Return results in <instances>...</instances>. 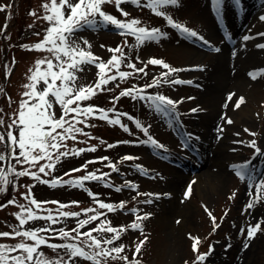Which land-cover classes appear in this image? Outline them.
Here are the masks:
<instances>
[{"label": "rangeland", "instance_id": "rangeland-1", "mask_svg": "<svg viewBox=\"0 0 264 264\" xmlns=\"http://www.w3.org/2000/svg\"><path fill=\"white\" fill-rule=\"evenodd\" d=\"M45 2L47 0H0V8L4 9L0 11V89L3 90L0 92V120L3 121L0 132L12 131L18 136V131L14 127L10 129L9 125L16 119L21 101L28 99L23 94L28 91L25 85L31 83L30 70L35 69L37 60L45 57L52 58L47 51L29 50L32 45L44 40L46 30L50 27L49 23L42 18L48 14L42 7ZM231 2L232 0H226L221 10L217 11L218 14L213 9L216 6L215 0H179L176 6H162L160 10L165 13L164 16H157L147 7L125 3L121 5V8L129 12L128 17L122 16L115 5H105L104 11L118 19H139L141 21L139 27L158 28L165 33L157 41H146L143 45H137L135 37L122 35L114 26L100 22L99 17H96L95 25L82 27L73 33L71 41H75L85 50H90L105 63L113 55L108 49L122 47L124 60L119 70L132 73L126 80H120L118 77L117 80L110 81L104 87L112 91L98 92L91 100L83 101L82 106L92 105L106 111L119 109L131 113L135 120L130 121L119 116L121 125L128 128V131H125L121 125H112L106 120L99 119V113L96 117H88L86 123L76 125L88 135L77 134L75 141L68 139L65 143L67 149L95 147L96 151L61 157L55 170L46 169L50 171V175H40L42 179L51 180L63 175L78 179L88 173H95L98 176L108 174L103 180L111 186H106L102 181H85L84 188L90 189L99 201L114 206L123 202L125 207L107 212L106 209H99L98 203L83 191L84 188L80 189L67 184L51 187L30 176L10 175L9 179L12 183L7 185L6 191L0 193V206H3L0 207V232H12L13 227L18 225L19 221L15 213L20 211L18 205H27L28 201L24 197L31 189V196L37 201H58L61 204L71 205L63 211L81 213L79 217H60L61 222L52 225L56 229L54 233H41L52 243H65V240L59 238L58 230L64 228L70 231L79 227L78 221L87 219V215L82 211L87 208H96L105 215L80 229L81 232L96 228L105 220L111 221L112 227L127 228L128 230L121 233L118 240H114L111 245L104 244L103 247L111 249L122 246L124 251L119 255L127 256L128 260H114L108 257L107 264H135L137 260L140 264H196L198 254L209 253L210 246L213 250L203 264H239L241 252L246 250L244 240L247 238V230L257 223L261 226V231L257 232L258 239H263L264 242V201L258 202L253 209L247 208L249 201L255 197L258 186L264 182V174L262 179H259L260 173H264V155L258 154L255 148L249 146L255 140L256 146L264 152V75H258L256 79L250 75L254 72H264V48L258 46L264 45V35H261L264 31L244 41L247 43L243 47L244 52L258 50L260 54H263L259 63L245 68V74L249 76L252 83L251 88L249 87L245 93L231 96L233 103L228 104V108L218 111L219 116L216 118L218 123L220 121L232 127L231 133L226 135L230 153L227 161L229 164L230 161H236L230 167L227 166L231 177L220 190H217L212 184L200 180V171L192 167V163L201 162L202 159L199 161L198 157L202 155L204 157L211 152V142L206 139V128L202 125V118L207 110L198 102L197 94L198 77L203 73V70L199 69H204V64L211 57H207L197 65L190 64L188 58L195 50L204 51L213 56L220 52H216L215 48L221 50L220 44L228 43L229 35L238 42L244 34L253 32L250 30V24L246 22L248 19H246L245 10L248 6L252 5L256 9V17L260 14L258 18H261V13L264 12V6L261 5L264 0H240L244 13L243 18L239 20L232 9ZM144 3L146 0H142V4ZM215 9L217 10V7ZM68 11L65 9L66 15ZM32 12L36 15H31ZM166 16H171L175 22L187 27L190 31H195L197 37L188 36L182 31L177 33L175 29H171ZM210 26L218 31L216 37L206 36ZM199 36H203L207 43L200 40ZM85 40L91 45L90 49L83 43ZM116 55L120 54L116 53ZM153 58L183 71L173 72L164 77L163 74L168 71L167 69L161 65L147 63ZM129 64H135L136 68L128 67ZM83 67L84 71L77 73V86L94 85L98 79V69L94 65ZM43 68H46V65H43ZM140 68H143L144 72L136 71ZM108 74L116 75V70L112 69ZM157 79L160 80L158 86L146 87ZM165 79L169 82L165 83ZM175 79L192 81V83L172 84L171 81ZM59 83L57 81V84ZM44 87L43 81L37 85L38 90ZM126 89H143L141 93L143 96L159 94L180 103L162 112L148 100L120 96V92ZM115 97L120 98L116 100ZM241 97L244 103L236 108L235 105ZM193 109H200V111L193 112ZM53 111L56 118L62 114L58 104L54 105ZM108 115L109 119L117 118L113 111H109ZM228 119H231L233 123H227ZM136 121H139L143 128L148 129L147 135L141 127H137ZM57 131L62 130L57 129ZM149 136L164 147L157 149L151 144L140 143L147 140ZM219 137L221 138V134ZM108 145L115 146L108 147ZM67 149L61 148L60 151ZM0 151H4L3 144H0ZM16 155H19V149L16 150ZM125 156L138 157V159L124 160ZM105 157L107 159H104ZM46 163H48L47 160L40 161L37 167L31 168V171H37L40 164ZM86 163L88 167L85 169L83 165ZM110 164L115 165L118 171H113ZM135 165L146 169L147 175L138 172ZM243 165L247 167H245L246 175L242 178L240 173ZM12 166H15L17 171L30 167L28 164H18L15 159L0 161V168L5 171ZM73 169H81V171L68 174ZM176 169L183 175V180L174 187V190H171L172 192H169L168 185L172 179H175L176 175L173 171ZM257 179L261 182L257 183ZM126 182L136 185L137 188L134 190L128 188L125 186ZM112 186L122 190L116 191L112 189ZM189 188L191 193L186 195ZM245 190L247 195L242 196ZM10 200H15L16 203L9 204ZM148 200L152 202L145 203ZM74 201L78 204H73ZM172 204L175 206L167 211ZM43 208L51 209L52 214L56 215L58 205L48 203L43 205ZM133 210L136 211L133 212ZM37 211L41 216L47 215L46 211ZM254 213L255 216H253ZM92 214L88 213V215ZM145 214H150L147 219L136 220L137 215ZM212 217H215L216 223L220 225L215 230ZM133 222L141 223L142 231L131 229L129 226ZM49 224L50 222L42 219L29 221L21 231L43 228ZM48 235H53L54 238H49ZM93 235L106 240L112 238L114 234L106 232L101 236L100 233L94 232ZM194 237L200 240L198 253L193 251L192 238ZM81 239L84 238L81 237ZM142 241H144L143 246L137 253L136 246ZM21 242L33 243L23 237L0 238V244L15 245ZM67 242L80 243V240ZM39 250L43 251L49 259L63 257L65 261L69 260L63 249L53 251L46 246H41ZM86 251L91 249L86 248ZM18 254L13 253V255ZM115 255L113 253V256ZM72 264L91 263L77 257ZM250 264H264V246L256 253Z\"/></svg>", "mask_w": 264, "mask_h": 264}, {"label": "snow or ice", "instance_id": "snow-or-ice-1", "mask_svg": "<svg viewBox=\"0 0 264 264\" xmlns=\"http://www.w3.org/2000/svg\"><path fill=\"white\" fill-rule=\"evenodd\" d=\"M179 0H146V3L142 4V0H47V2L42 4L45 12L48 13L44 17L50 27L46 30V35L43 41L36 43L31 46L29 50L36 51H47L51 54L52 58L45 57L36 61L35 69L30 70L32 74L29 76L31 83L26 84L25 88L28 89L23 95L28 99L22 100L19 106V111L16 114V119L12 121L9 128H15L18 131V136L14 135L12 131L0 132V144L4 145V151H0V161H5L7 159H15L18 164H28L30 167L21 171H17L15 166H12L5 171V169L0 168V193L6 191L7 185L11 184L12 181L9 179L10 175L16 177L30 176L32 179L39 181L43 184H49L51 187L63 186L67 184L73 187L84 188L85 181H103V176H98L95 173H88L87 175L80 177L78 179L64 180L63 177L58 179H53L51 181L47 179H42L40 174L45 176L50 175V171L55 170L56 164L60 162L61 157H68L69 155H80L82 152L96 151L95 147L84 148H71L67 149L66 140H76L77 134L85 133L82 128L77 127V124L86 123L88 117H96L99 113L98 118L101 120H106L112 125H121L119 115L115 119H109V111H115V109H110L108 111L104 109H98L92 105L82 106L83 101L91 100L95 97L98 92L112 91V89H106L104 86L110 81H115L119 77L120 80H126L132 75L130 72L120 71V65L124 60V51L122 47H116L114 49H108L113 55L111 59L105 63L99 57L95 56L90 50H85L76 44L75 41H71L72 34L78 29L82 28L84 25H95L97 23L96 17L100 18V22L114 26L120 30L122 35L134 36L137 45H143L146 41H157L159 38L163 37V33L158 28L148 29L145 27H139L141 21L139 19L131 20H121L115 16L108 14L104 11V6L108 4H113L121 12L122 16L128 17L129 12L124 11L121 8L122 4L131 3L137 6L147 7L151 9L157 16H164L165 13L160 9L165 5H178ZM217 5V11L219 12L222 6L226 3V0H215ZM236 4L240 3V0H234ZM65 9L69 10L67 15ZM0 8V11H3ZM31 15L35 16L36 13L32 12ZM168 24L172 27L182 31L191 37H197L195 31H190L187 27L175 22L171 16L165 17ZM264 20V17H261ZM264 35V34H261ZM200 40L204 41L203 36L198 37ZM231 39V36H228ZM245 41L252 39V37L245 36L243 38ZM207 43V41H204ZM88 48L91 45L87 40L83 42ZM264 48V45H258ZM28 47V46H25ZM219 52V48L214 49ZM119 53L120 55H116ZM55 61V62H54ZM148 64L161 65L168 71L163 74L164 77L169 76L173 72L183 71V69H175L170 65L159 59H150ZM46 65V68L42 69V66ZM84 65H94L98 69V79L94 85H81L77 86V73L84 71ZM111 66V67H109ZM128 67L135 69V64H129ZM116 70V75H109L108 73ZM199 70H203L202 68ZM138 72H144L143 68L136 69ZM147 73H145L146 75ZM253 79H256L258 75H264V72L260 73H250ZM43 81L45 87L42 90H38L37 85ZM57 81L60 83L57 84ZM165 83L169 81L164 80ZM172 84H191L192 81H184L180 79H175L171 81ZM160 80L157 79L153 84L147 85L146 87L158 86ZM119 85H117L118 87ZM3 90L0 89V92ZM143 89H126L120 92V96H131L133 99L139 97L142 100L150 101L157 110L166 111L167 108H174L178 101H173L168 97L163 95L155 96H143L141 95ZM120 97H115L118 100ZM231 95L228 97L231 100ZM189 99H193L189 97ZM182 102V101H181ZM244 103L241 97L236 103L235 107L239 108L240 105ZM58 104L62 109V114L59 118H56L55 112L53 111L54 105ZM75 105V106H73ZM193 112L200 111V109H193ZM74 114V115H73ZM126 115V114H124ZM70 117V118H68ZM83 117V119H81ZM131 119V117H129ZM227 123L231 124L233 121L231 119L227 120ZM3 121L0 120V125ZM137 127H141L143 132L147 135L148 129L143 128L139 121H136ZM121 127H124L121 125ZM61 129L62 131H57ZM125 131L128 128L124 127ZM223 132V128L219 129ZM245 131H248L245 129ZM255 135V133H251ZM5 136H7V141H5ZM142 144H151L157 149H162L164 146L159 144L157 141L148 137L147 140L140 141ZM115 145H108V147H114ZM250 147L255 148L256 152L260 155H264L256 146V141L253 140ZM61 148H66V151H60ZM19 149V155H16V150ZM21 157L23 159H21ZM104 159H107L106 157ZM124 160L138 159V157L125 156ZM47 160L48 163L40 164L37 171H31V168L37 167L40 161ZM89 163H92L89 161ZM113 171H118L115 165H109ZM88 164L83 165V168H87ZM136 170L147 175V170L140 165H135ZM247 167L246 165L241 166V168ZM46 169L50 171H46ZM73 171H81V169H73ZM241 177L243 178V173L241 172ZM111 186V185H106ZM130 189H136L137 186L126 182V185ZM121 188H116V191H121ZM85 191H88L85 188ZM191 188L188 189L186 195H190ZM96 203L99 205V209H106L107 212L116 211L117 208L123 209L125 204L122 202L118 206H114L110 203H104L99 201L96 196L89 192ZM153 195V194H147ZM251 195V194H250ZM28 203L27 205L20 204L18 207L20 211L15 213L16 219L19 221L18 225L13 227L12 232H0V238H16L23 237L25 240H31L33 243L28 244L26 242H21L15 245L0 244V264H72L75 258H83L84 260L91 261L92 264H107L106 258L111 257L112 259H122L127 261V256H120L119 254L124 251L123 247H113L111 249L103 247L104 244L111 245L114 240H118L121 233L127 231V228H115L111 226V221L105 220L100 223L96 228H92L86 232H81L80 229L84 228L86 225L91 224L93 221L100 219L102 213L96 208L83 209V213L87 215V219H81L78 221L79 227L73 228L70 231H65L64 228L58 230V236L60 239L65 240V243H49L47 239L44 238L41 233H54L56 229L52 225L60 223V217H79L80 212L63 211L65 208L71 207V205L61 204L58 201H37L33 196H31V189H29L28 194L24 197ZM158 198V197H157ZM260 201H264V182L258 186V191L252 200L247 204L248 209H253L256 204ZM151 200L145 201V203H151ZM15 200H10L9 204H15ZM53 203L57 204L56 215L52 214L51 209H44L43 205ZM73 204H78V202H72ZM34 206V207H33ZM3 207V206H0ZM46 211V216H41L38 211ZM136 210H133L135 212ZM88 213H93L88 215ZM150 214H145L144 216L137 215V221H143L147 219ZM211 216V213H209ZM227 215V213H225ZM45 220L50 222L47 227L35 229V230H23L21 229L29 222L34 220ZM212 222L214 230L219 228L220 225L216 223L215 217H212ZM133 230H141V223L133 222L130 226ZM261 231V226L257 223L255 226H250L247 230V237L249 240L254 239L257 232ZM98 232L101 236L104 233H113L114 235L110 239L101 240L93 233ZM76 233V235H72ZM83 237L84 239H81ZM193 251L199 252L198 245L200 240L198 238H192ZM80 243L67 242V241H77ZM144 241L140 242L136 246V252L139 253ZM41 246H46L53 251H58L63 249L65 254L69 257L68 261H65L63 257L59 259H49L45 256L43 251L39 249ZM91 249V251H86ZM213 249L210 246L209 253L198 254L196 264H203L207 256L211 253ZM13 253H19L18 255H13ZM113 253L116 255L113 256ZM135 264H140V261H135Z\"/></svg>", "mask_w": 264, "mask_h": 264}, {"label": "bare ground", "instance_id": "bare-ground-1", "mask_svg": "<svg viewBox=\"0 0 264 264\" xmlns=\"http://www.w3.org/2000/svg\"><path fill=\"white\" fill-rule=\"evenodd\" d=\"M261 5L264 6V3L261 2ZM255 13L256 9L252 5L248 6L247 10H245L246 19H248L246 22L250 24V30H253V32L246 33L244 36L255 35L264 31V28H261L264 26V21L258 18L260 14L256 17ZM217 35L218 31L214 27H208L206 31L207 37H216ZM246 44L242 40L238 41L234 47L229 46L227 43H222L220 44L221 50L218 54L211 56L204 51L195 50L188 58L190 64L197 65L201 64L207 57H211L204 64L203 73L198 77L199 90L197 93L198 102L204 105L207 110L206 115L202 118V125L206 128V139L211 142V152L204 157L202 155L200 158V160L202 159L201 162L192 163V167L200 171V180L212 184L217 190H220L231 177V172L227 169V166L229 165L230 167L231 164L236 163V161H230L229 164L227 161L230 153L228 152L229 148H227L228 138L226 135L231 133L232 127L226 123L217 122L216 118L219 116L218 111L220 112L222 109L228 108L227 105L231 102L233 103L232 99H228L230 95L236 96L237 94L248 91L252 83L250 82L249 76L245 74V68L249 65L259 63V59L264 54H260L258 50L244 52L243 47ZM220 128H223V132L219 131ZM220 134L221 138L219 137ZM173 172L176 176L168 185L167 191L169 192H172L171 190H174V187L183 180V175L180 174L178 169ZM263 174L261 172V176L259 175L260 178H258L262 179ZM259 179H257V183L261 182ZM246 190L242 193V196L247 195ZM174 206L175 204L169 205L167 211L171 210ZM253 216H255V213ZM244 241L246 250L241 252L239 264H250L256 256V253L264 246V242L263 239H258L257 234L254 239L249 240L247 237ZM174 246L176 248V245Z\"/></svg>", "mask_w": 264, "mask_h": 264}]
</instances>
